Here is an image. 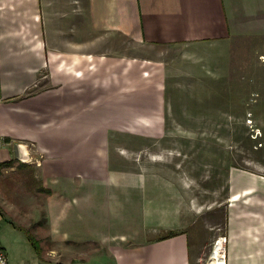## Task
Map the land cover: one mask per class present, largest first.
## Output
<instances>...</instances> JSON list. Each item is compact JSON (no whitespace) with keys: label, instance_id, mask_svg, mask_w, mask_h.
Returning <instances> with one entry per match:
<instances>
[{"label":"crops","instance_id":"1","mask_svg":"<svg viewBox=\"0 0 264 264\" xmlns=\"http://www.w3.org/2000/svg\"><path fill=\"white\" fill-rule=\"evenodd\" d=\"M251 26H264V0H0V176L19 160L16 143L37 160L47 257L200 262L190 234L164 212L160 181L128 168L124 149L115 160V132L148 125L159 135L154 118H166L170 65L130 45L220 43ZM17 186L0 181V228L28 230ZM229 196L225 263L264 264V173L233 166Z\"/></svg>","mask_w":264,"mask_h":264},{"label":"rangeland","instance_id":"2","mask_svg":"<svg viewBox=\"0 0 264 264\" xmlns=\"http://www.w3.org/2000/svg\"><path fill=\"white\" fill-rule=\"evenodd\" d=\"M237 31L220 43L144 48L131 43V54L150 50L170 65L166 118H154L161 120L164 133L151 135L144 125L140 133L115 132L112 140L116 161L124 149L121 159L128 168L142 169L160 181L164 212L167 216L170 209L172 219L190 234L193 248L200 249L198 264L208 263L219 238H225L227 247L230 169L264 173V26ZM37 166L29 154L14 169L3 170L0 181L17 182L16 201L26 206L21 212L25 221L33 218L34 227L1 222L0 240L12 258L58 264L46 256L37 229L42 217Z\"/></svg>","mask_w":264,"mask_h":264},{"label":"bare ground","instance_id":"3","mask_svg":"<svg viewBox=\"0 0 264 264\" xmlns=\"http://www.w3.org/2000/svg\"><path fill=\"white\" fill-rule=\"evenodd\" d=\"M225 238L221 237L215 243V248L211 253L209 264H225Z\"/></svg>","mask_w":264,"mask_h":264},{"label":"built area","instance_id":"4","mask_svg":"<svg viewBox=\"0 0 264 264\" xmlns=\"http://www.w3.org/2000/svg\"><path fill=\"white\" fill-rule=\"evenodd\" d=\"M227 253V251H226ZM226 253H225V258H226ZM210 260L208 261L207 264H209ZM0 264H10V260H9V255L5 249V247L3 246L1 240H0ZM227 264V260L226 263Z\"/></svg>","mask_w":264,"mask_h":264},{"label":"water","instance_id":"5","mask_svg":"<svg viewBox=\"0 0 264 264\" xmlns=\"http://www.w3.org/2000/svg\"><path fill=\"white\" fill-rule=\"evenodd\" d=\"M26 147H24L21 143H16L15 145V152L18 159L25 160L29 158V154L25 150Z\"/></svg>","mask_w":264,"mask_h":264},{"label":"trees","instance_id":"6","mask_svg":"<svg viewBox=\"0 0 264 264\" xmlns=\"http://www.w3.org/2000/svg\"><path fill=\"white\" fill-rule=\"evenodd\" d=\"M3 165V164H0V166Z\"/></svg>","mask_w":264,"mask_h":264}]
</instances>
